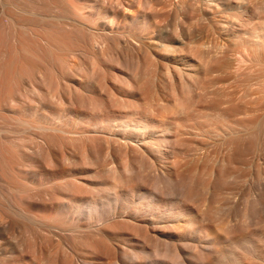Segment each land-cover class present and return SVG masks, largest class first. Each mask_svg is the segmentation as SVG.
Returning <instances> with one entry per match:
<instances>
[{
  "label": "bare ground",
  "instance_id": "1",
  "mask_svg": "<svg viewBox=\"0 0 264 264\" xmlns=\"http://www.w3.org/2000/svg\"><path fill=\"white\" fill-rule=\"evenodd\" d=\"M0 264H264V0H0Z\"/></svg>",
  "mask_w": 264,
  "mask_h": 264
}]
</instances>
